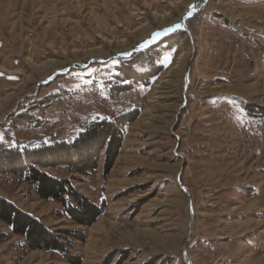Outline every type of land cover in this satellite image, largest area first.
<instances>
[{
  "label": "rangeland",
  "instance_id": "1",
  "mask_svg": "<svg viewBox=\"0 0 264 264\" xmlns=\"http://www.w3.org/2000/svg\"><path fill=\"white\" fill-rule=\"evenodd\" d=\"M200 1L0 0V150L139 114L109 173L104 157L85 176L45 170L105 204L90 228L0 176L1 197L51 231L85 234L64 235L83 264H264V0H209L186 16ZM151 65L155 78L125 81ZM0 264L69 263L0 220Z\"/></svg>",
  "mask_w": 264,
  "mask_h": 264
},
{
  "label": "trees",
  "instance_id": "2",
  "mask_svg": "<svg viewBox=\"0 0 264 264\" xmlns=\"http://www.w3.org/2000/svg\"><path fill=\"white\" fill-rule=\"evenodd\" d=\"M161 71L162 67L155 65H151L144 73L128 70V78L125 81L135 78L138 83L146 82L158 76ZM130 90L132 87L128 84L120 91ZM138 117V112L133 111L119 115L113 120H97L72 142L61 141L34 148H3L0 150V176L20 177L25 183L34 186L42 199L60 203L76 224L90 228L105 214V204L93 203L69 180L54 177L45 170L66 167L72 174L85 176L96 171L101 158L104 157L105 174L109 173L124 144L126 126L135 122ZM0 220L6 223L15 235L23 236L30 250L57 252L62 254L69 264H83L82 257L69 252L64 241V235L84 241L86 237L83 232L51 231L39 219L1 196Z\"/></svg>",
  "mask_w": 264,
  "mask_h": 264
},
{
  "label": "water",
  "instance_id": "3",
  "mask_svg": "<svg viewBox=\"0 0 264 264\" xmlns=\"http://www.w3.org/2000/svg\"><path fill=\"white\" fill-rule=\"evenodd\" d=\"M208 1L209 0H202V1H200V2H198L197 4H196V10L195 11H197V12H199V11H202L203 10V8H204V6H206V4L208 3ZM190 11H192V10H190ZM189 11V12H190ZM188 12V13H189ZM196 12V13H197ZM188 13L186 14V16H188ZM184 22V20H182V22L181 23H183ZM179 25L180 24H176V25H173L172 27H170L169 29H167V30H165L163 33V35H160L159 36V38H157L155 41H152L151 43H150V45H153V44H156V43H158L161 39H163L164 38V36H166L165 35V32H167V35L170 33V32H173L174 30H176L177 28H179ZM178 26V27H177ZM147 47H144V46H139L138 47V49L136 50V51H141V50H144V49H146ZM130 54H127V55H125V56H129ZM191 203H190V208H191ZM191 214H193L192 213V209H191Z\"/></svg>",
  "mask_w": 264,
  "mask_h": 264
},
{
  "label": "bare ground",
  "instance_id": "4",
  "mask_svg": "<svg viewBox=\"0 0 264 264\" xmlns=\"http://www.w3.org/2000/svg\"><path fill=\"white\" fill-rule=\"evenodd\" d=\"M192 12H193V14H195L196 17H198V15H199V13H200L201 11H199V12H197V11H192ZM196 12H197V13H196ZM197 24H198V19L193 21V25H197ZM181 26H182V25H181ZM156 39H157V38H156ZM156 39H155V40H156ZM155 40H153V41H155ZM151 42H152V41H151ZM151 42H149L147 45L145 44V45H143V46H144V47H148V46H150V43H151ZM182 57H183V56H181L180 59H182ZM42 69H43V68H42ZM185 78H186V77H185ZM164 83H165V82H164ZM21 85H22V84H21ZM160 86H161V85H160ZM170 108H171V107H170ZM155 121H156V120H155ZM150 122H151V121H150ZM99 227H100V226H99ZM102 228H103V227H102Z\"/></svg>",
  "mask_w": 264,
  "mask_h": 264
},
{
  "label": "snow or ice",
  "instance_id": "5",
  "mask_svg": "<svg viewBox=\"0 0 264 264\" xmlns=\"http://www.w3.org/2000/svg\"><path fill=\"white\" fill-rule=\"evenodd\" d=\"M196 5H192L191 6V8H192V11H195L196 10ZM192 11H190L189 13H188V15L189 16H191L192 15ZM178 27V26H177ZM165 35H167V32H165ZM157 38H159V34H157ZM3 140V137H0V141H2Z\"/></svg>",
  "mask_w": 264,
  "mask_h": 264
}]
</instances>
